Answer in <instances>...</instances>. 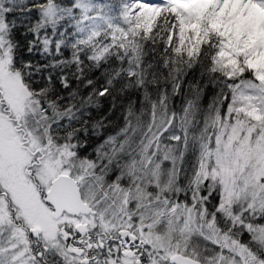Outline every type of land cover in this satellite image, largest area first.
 Returning a JSON list of instances; mask_svg holds the SVG:
<instances>
[{"label":"snow or ice","instance_id":"obj_1","mask_svg":"<svg viewBox=\"0 0 264 264\" xmlns=\"http://www.w3.org/2000/svg\"><path fill=\"white\" fill-rule=\"evenodd\" d=\"M0 264H264V0H0Z\"/></svg>","mask_w":264,"mask_h":264},{"label":"trees","instance_id":"obj_2","mask_svg":"<svg viewBox=\"0 0 264 264\" xmlns=\"http://www.w3.org/2000/svg\"><path fill=\"white\" fill-rule=\"evenodd\" d=\"M179 101H177V103H178Z\"/></svg>","mask_w":264,"mask_h":264}]
</instances>
